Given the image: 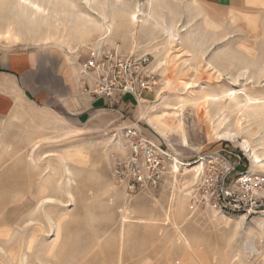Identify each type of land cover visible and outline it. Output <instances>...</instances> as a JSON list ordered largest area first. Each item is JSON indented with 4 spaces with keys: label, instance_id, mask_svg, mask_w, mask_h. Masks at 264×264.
<instances>
[{
    "label": "rangeland",
    "instance_id": "1",
    "mask_svg": "<svg viewBox=\"0 0 264 264\" xmlns=\"http://www.w3.org/2000/svg\"><path fill=\"white\" fill-rule=\"evenodd\" d=\"M32 1L45 12L0 0V47L52 48L73 67L117 47L149 55L154 83L152 96L111 101L81 124L31 107L0 119V264H152L176 253L177 264H264L259 219L192 205L202 154L228 148L264 175L242 147L264 153V0L224 11L223 23L201 0ZM238 122L235 142L217 137ZM130 128L163 151L141 183Z\"/></svg>",
    "mask_w": 264,
    "mask_h": 264
},
{
    "label": "built area",
    "instance_id": "2",
    "mask_svg": "<svg viewBox=\"0 0 264 264\" xmlns=\"http://www.w3.org/2000/svg\"><path fill=\"white\" fill-rule=\"evenodd\" d=\"M150 63L149 55H126L117 47L98 49L79 63L81 75L86 78L84 91L108 103L122 96L139 102L145 92L153 90ZM124 141L130 153L129 171L133 180L141 183L146 173L162 163L163 151L134 128L125 131ZM234 157L223 147L199 156L200 182L192 205L257 218L264 237V175L243 171Z\"/></svg>",
    "mask_w": 264,
    "mask_h": 264
},
{
    "label": "crops",
    "instance_id": "3",
    "mask_svg": "<svg viewBox=\"0 0 264 264\" xmlns=\"http://www.w3.org/2000/svg\"><path fill=\"white\" fill-rule=\"evenodd\" d=\"M254 1L258 0H201V3L210 13H218L217 18L223 23L224 11L253 6ZM226 27L221 25L222 30ZM81 84L79 66L73 67L52 48L0 47V119H8L22 113L25 107H31L59 118L71 116L81 124V119L109 108L107 100L91 97ZM145 95L152 96L149 92ZM118 99L123 101L121 107L135 103L129 96ZM155 259L152 264H177V253L171 260Z\"/></svg>",
    "mask_w": 264,
    "mask_h": 264
},
{
    "label": "bare ground",
    "instance_id": "4",
    "mask_svg": "<svg viewBox=\"0 0 264 264\" xmlns=\"http://www.w3.org/2000/svg\"><path fill=\"white\" fill-rule=\"evenodd\" d=\"M20 2L22 4H24V5H28V6L32 7V9L34 11H36V12H43V13L45 12V10L40 5L41 3L38 4V2L36 3V2H34L32 0H20ZM137 15L134 13V15L131 16L132 17V21L134 23H137V24L142 23L139 20V18H138ZM108 30H110V26H108ZM6 35H7L8 38H10L11 36H14L15 38H17L15 35H13L11 33V31H6ZM230 98L233 101L237 100V98L235 96V93L231 94L230 95ZM247 104L248 105L250 104V105H253L254 106V105H258L259 103H256V101L254 99L248 98L247 99ZM154 122H155L154 127H157V129L158 128L159 129H161V128H164V129L165 128H169V124H168V122H170L169 120L165 121V120H162V119H155ZM238 123H237V130H233L234 132L233 131H230V130L229 131L226 130L221 135H219V136L217 135V137H219L220 140H227V141L235 142L237 140V135L240 134V132H242V124L240 122H238ZM242 147L251 156V159H252L253 164L256 167H260V168H263L264 169V153L263 154H260L259 153V150H257L256 148H252L251 145H250V143L247 140H243ZM175 168H176V170L179 168L178 165H177V163L174 166V169ZM45 202L52 203L54 201L51 198H46Z\"/></svg>",
    "mask_w": 264,
    "mask_h": 264
}]
</instances>
